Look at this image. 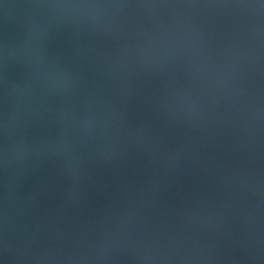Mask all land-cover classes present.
Wrapping results in <instances>:
<instances>
[{"label":"water","instance_id":"95a60500","mask_svg":"<svg viewBox=\"0 0 264 264\" xmlns=\"http://www.w3.org/2000/svg\"><path fill=\"white\" fill-rule=\"evenodd\" d=\"M0 264H264L260 0H0Z\"/></svg>","mask_w":264,"mask_h":264}]
</instances>
